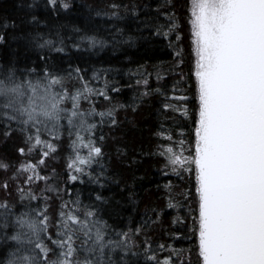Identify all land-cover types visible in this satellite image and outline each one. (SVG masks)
<instances>
[{
  "label": "trees",
  "instance_id": "obj_1",
  "mask_svg": "<svg viewBox=\"0 0 264 264\" xmlns=\"http://www.w3.org/2000/svg\"><path fill=\"white\" fill-rule=\"evenodd\" d=\"M190 21V0H0V79L57 77L54 90L68 97L58 122L24 125L0 109V264L29 254L44 264L26 236L12 238L27 232L17 224L22 216L48 218L41 238L47 260H56L61 249L52 241L69 210L81 219L92 211L89 219L99 222L107 244L102 255L89 251L79 234L75 259L81 262L163 264L171 257L173 264H202L195 176L173 172L166 152L171 147L188 156L194 145L198 94ZM85 87L92 92L77 103L86 125L94 126L90 131L79 118L73 124L67 118L71 97ZM77 133L101 148L83 173L69 167L77 149L88 155L74 145ZM28 164L35 172L23 170Z\"/></svg>",
  "mask_w": 264,
  "mask_h": 264
},
{
  "label": "snow or ice",
  "instance_id": "obj_2",
  "mask_svg": "<svg viewBox=\"0 0 264 264\" xmlns=\"http://www.w3.org/2000/svg\"><path fill=\"white\" fill-rule=\"evenodd\" d=\"M190 12L198 94L194 145L188 156L167 148L168 162L173 172L194 173L198 199L195 231L202 264H264V0H190ZM60 83L57 77L36 82L0 79V109L9 121L24 125L58 122L64 112L61 105L68 98L54 90ZM91 92L85 87L84 92L71 97L73 110L67 117L69 124L79 118L80 127L89 131L94 126L86 125L77 101ZM38 131L35 145L41 143ZM76 144L87 148L88 155H79L77 149L69 167L83 173L82 166L99 157L101 148L90 140L85 143L79 133ZM48 148L55 150L51 145ZM19 151L24 153L23 148ZM48 154L43 153L45 157ZM35 167L28 164L23 170L35 172ZM77 179L71 176V180ZM94 215L88 211L81 219L74 210L61 213L60 238L52 241L61 253L54 261L47 260L50 250L41 238L48 228L46 216L39 221L20 217L17 224L27 232L12 238L20 241L26 236L44 264H99L75 259L79 234L89 251L102 255L107 246L99 222L89 219ZM8 264H38V259L33 254L20 255ZM163 264H173L171 257Z\"/></svg>",
  "mask_w": 264,
  "mask_h": 264
}]
</instances>
